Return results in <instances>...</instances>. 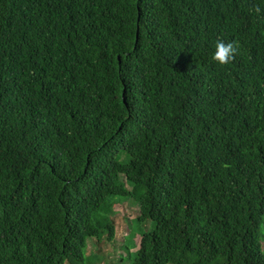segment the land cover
Masks as SVG:
<instances>
[{
    "label": "trees",
    "instance_id": "1",
    "mask_svg": "<svg viewBox=\"0 0 264 264\" xmlns=\"http://www.w3.org/2000/svg\"><path fill=\"white\" fill-rule=\"evenodd\" d=\"M117 199L133 264H264V0H0V264H85Z\"/></svg>",
    "mask_w": 264,
    "mask_h": 264
},
{
    "label": "rangeland",
    "instance_id": "2",
    "mask_svg": "<svg viewBox=\"0 0 264 264\" xmlns=\"http://www.w3.org/2000/svg\"><path fill=\"white\" fill-rule=\"evenodd\" d=\"M113 212H115L112 218L115 224V241L113 243L104 241L101 244H97L96 241L89 242L85 252V264H133V258H129L125 251L126 246L131 244V238L135 237L134 243L138 247L141 235L153 230L152 223L138 225L136 219L139 208L131 200L117 199ZM260 235L264 243V218Z\"/></svg>",
    "mask_w": 264,
    "mask_h": 264
},
{
    "label": "clouds",
    "instance_id": "3",
    "mask_svg": "<svg viewBox=\"0 0 264 264\" xmlns=\"http://www.w3.org/2000/svg\"><path fill=\"white\" fill-rule=\"evenodd\" d=\"M253 11L259 14L261 9L259 7H255ZM237 51L238 45L235 42L225 43L222 40L217 41L212 60L220 65H226L234 59Z\"/></svg>",
    "mask_w": 264,
    "mask_h": 264
}]
</instances>
